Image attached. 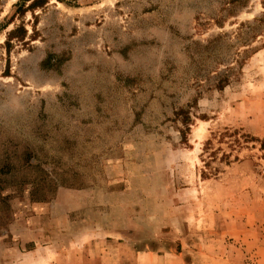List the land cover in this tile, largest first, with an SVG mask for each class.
<instances>
[{"label": "rangeland", "instance_id": "374dc122", "mask_svg": "<svg viewBox=\"0 0 264 264\" xmlns=\"http://www.w3.org/2000/svg\"><path fill=\"white\" fill-rule=\"evenodd\" d=\"M224 128L264 138V0H0V264H264Z\"/></svg>", "mask_w": 264, "mask_h": 264}, {"label": "trees", "instance_id": "16d2710c", "mask_svg": "<svg viewBox=\"0 0 264 264\" xmlns=\"http://www.w3.org/2000/svg\"><path fill=\"white\" fill-rule=\"evenodd\" d=\"M224 82L222 80H219L217 82L218 87L222 86ZM226 138V141H225ZM218 142H224L226 144V148H228L227 151H222L220 156L218 157V151L221 150V148L214 147L212 143V137L207 139L203 146V152H206V156H204L203 159V153H202V162L204 166H208L211 168L212 172L218 171L217 167H212L211 162L212 161H220L229 163V159L231 156H233V159L239 160V157L237 154L232 155V153L239 151L242 147L248 148V144L251 143L250 147L255 148L257 144V150L259 151V154L257 156H254L253 154H250V158L253 161V165L260 166L264 168V164L260 163L259 160H264V138L260 139L257 137L252 136L251 134L247 132H240L238 129H230V128H224L223 131L218 133V137L216 140V143ZM206 158V160H205Z\"/></svg>", "mask_w": 264, "mask_h": 264}]
</instances>
